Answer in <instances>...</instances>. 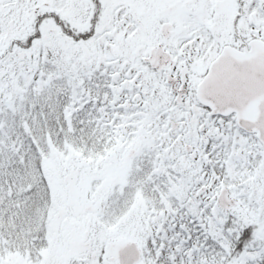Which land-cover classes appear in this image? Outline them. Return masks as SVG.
Here are the masks:
<instances>
[{
    "label": "snow or ice",
    "instance_id": "snow-or-ice-1",
    "mask_svg": "<svg viewBox=\"0 0 264 264\" xmlns=\"http://www.w3.org/2000/svg\"><path fill=\"white\" fill-rule=\"evenodd\" d=\"M0 264H264V0H0Z\"/></svg>",
    "mask_w": 264,
    "mask_h": 264
}]
</instances>
